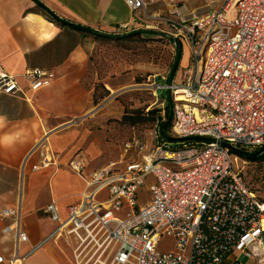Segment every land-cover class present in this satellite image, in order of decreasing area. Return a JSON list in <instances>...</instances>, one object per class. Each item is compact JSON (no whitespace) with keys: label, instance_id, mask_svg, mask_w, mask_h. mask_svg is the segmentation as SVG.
<instances>
[{"label":"built area","instance_id":"1","mask_svg":"<svg viewBox=\"0 0 264 264\" xmlns=\"http://www.w3.org/2000/svg\"><path fill=\"white\" fill-rule=\"evenodd\" d=\"M123 1L136 25H164L189 51L179 81L151 84L156 98L172 92L171 131L179 144L161 138L156 126L155 144L138 136L123 143L122 168L111 164L85 173V162L72 159L68 166L86 189L65 219L55 202L45 207L57 227L34 250L71 238L72 264H264V203L245 183L247 161L240 155L264 149V0H209L204 14L188 12L180 0ZM161 2L164 9L154 7ZM23 77L32 93L56 79L42 69H28ZM0 93L25 96L3 72ZM44 145L21 163L16 206L0 212L13 219L17 237L10 264L27 258L18 254L29 241L22 230L25 178L28 170L52 165L48 158L31 165ZM147 178L153 181L149 200L139 204ZM165 237L174 240L173 250H160Z\"/></svg>","mask_w":264,"mask_h":264},{"label":"crops","instance_id":"2","mask_svg":"<svg viewBox=\"0 0 264 264\" xmlns=\"http://www.w3.org/2000/svg\"><path fill=\"white\" fill-rule=\"evenodd\" d=\"M38 1L58 17L94 32L116 33L117 26H128L131 20L139 30L123 0ZM51 19L33 0H0V72L14 77L25 91V96H8L12 99L0 93L6 96L5 105H0V169L9 170L14 177L9 188L0 189V212L16 206L19 168L43 138L46 144L34 154L31 165L43 158L52 160L49 169L26 173L22 230L29 241L18 249L20 256L27 257L23 264L73 263L71 238L50 241L34 250L57 227L43 213L45 207L55 202L65 219L67 207L79 203L86 189L68 163L75 158L83 160L87 173L111 164L122 168L127 159L122 146L108 143L103 128L99 129L116 105L96 111L92 91L83 84L97 41L83 30L58 26ZM180 65H189V55ZM28 69L53 71L56 79L49 87L32 93L23 77ZM107 87L115 92L124 86L111 82ZM67 137L69 142H60ZM16 238L13 219L0 216L1 264H10Z\"/></svg>","mask_w":264,"mask_h":264},{"label":"rangeland","instance_id":"3","mask_svg":"<svg viewBox=\"0 0 264 264\" xmlns=\"http://www.w3.org/2000/svg\"><path fill=\"white\" fill-rule=\"evenodd\" d=\"M180 1V7H185L188 12H194L196 14H204L207 11V4L209 2V0ZM154 7H159L161 9L165 8L162 2ZM152 11L154 10H151V12ZM149 26L152 28L139 27V30L165 33V40H150L147 42L135 40L131 43L120 45L109 41H100L99 46L94 51L92 62L83 79V84L88 90H93L94 85L97 84L105 85L110 91L107 85L111 82L124 86L118 89V91H110L109 96L96 106V111L103 112V110L111 104L116 105V107L112 108V116L108 118L103 127L99 128H103L102 130H104L106 134V141L108 143H115L118 146H122L126 140H129L133 136L144 134V136H141V138H144L142 139L144 142H152V144H155L157 135L151 132L154 130L153 126L132 128L121 123L126 107H128V109H146V111H149L153 108L164 110L166 106H168L167 90L159 93L156 98L153 95L151 84L154 81L158 84L167 83L171 68L175 61L176 49L171 43H167L170 36L168 35L169 30L166 26L161 25L156 27V23H150ZM134 27L137 26H134L131 20L128 26H117L115 31L116 33H122L127 29L130 31L135 30L136 28ZM123 47H131V49L126 50ZM187 55H189V52L186 45H184L182 49V63H184ZM183 68L184 67L179 65L174 81H179ZM102 92L103 89L100 88L99 94ZM4 97L6 98V96L0 94V105H5ZM7 98L12 99L8 96ZM163 117L165 116L163 115ZM79 124L80 123H71L70 125L77 126ZM167 136L176 138L171 128L167 132ZM70 140L71 138L67 137L63 138L60 142L65 143ZM40 142L46 144V138H43ZM168 142L172 143L173 146L179 144L177 141ZM244 167L246 180L249 183L250 189H252L259 199H264V164L255 165L246 163ZM13 178V174L10 173L9 170L1 171L0 169V189L9 188ZM152 182L151 178L146 179V186L142 188L138 197L139 204H144L149 200L148 188ZM15 194L17 197V193ZM65 202L66 201H62L61 204ZM174 247L175 242L170 238L165 237L160 243V250L163 252L173 250Z\"/></svg>","mask_w":264,"mask_h":264},{"label":"trees","instance_id":"4","mask_svg":"<svg viewBox=\"0 0 264 264\" xmlns=\"http://www.w3.org/2000/svg\"><path fill=\"white\" fill-rule=\"evenodd\" d=\"M51 21L54 24L61 26V24L58 23L57 21H54L52 19H51ZM136 31L137 30H132V31H129L127 33L126 32L111 33V35H115V36L128 35L129 34L128 36H125L123 38L98 37L94 31H85V32L94 36V39L97 41L98 46L100 44V41H107V42L109 41V42H113V43L120 45V44L131 43L135 40H140L143 42H147L150 40H165L164 39L165 36H162L161 33L159 35H155L154 34L155 31H151L150 33H147V34H137V33H135ZM167 43L170 44L169 41H167ZM123 48L126 50L131 49V47H123ZM182 49H183V46H182ZM93 54L89 58L88 68L92 62ZM100 88L103 89V92L99 94ZM89 91H92L94 106L99 105L100 102L102 100H104L106 97H108L110 94V91L105 87V85H97L96 84V85H94L93 90H89ZM163 111H164V114H163ZM163 115L166 118L163 117ZM168 117H169L168 106H166V108L164 110L158 109V108H153V109H150L149 111H146V109H128V107H126L124 114L122 116V119H121V123L123 125L129 126L132 128H139V127L142 128V127H152V126L154 128H156V126L160 127L161 125L165 124ZM170 128H171V124L168 126H165L164 133L166 135H167V132L169 131ZM137 136L138 135H135L132 138H130L129 140H132L134 137H137ZM161 138H163V137H161ZM129 140H126V141H129ZM240 155L244 160L247 161L248 164H255V165H263L264 164V149H259L257 151L252 152V153H249V154L241 152ZM243 179H244L245 183L249 186V183L246 180L245 170L243 172ZM260 200L264 203V199H260Z\"/></svg>","mask_w":264,"mask_h":264},{"label":"water","instance_id":"5","mask_svg":"<svg viewBox=\"0 0 264 264\" xmlns=\"http://www.w3.org/2000/svg\"><path fill=\"white\" fill-rule=\"evenodd\" d=\"M42 10H44L52 19H54L55 21H57L58 23L71 27V28H76L79 30H83V31H92L91 29L84 27V26H80L74 23H71L65 19H62L60 17H58L54 12H52L48 7H46L44 4H42L40 1L38 0H33ZM151 31L148 30H137L135 33L137 34H147L150 33ZM95 34L98 37H109V38H123L125 36L128 35H119V36H115V35H111V34H107V33H101V32H95ZM155 35H159V32H154ZM162 36H166L165 33H161ZM168 41L175 47L176 49V56H175V61L173 63V66L171 68L170 74H169V78L167 81V85L171 86L174 82L175 76L178 72V68L181 62V58H182V46L180 44V42L178 40H176L173 37H169ZM167 99H168V109H169V117L167 119V121L165 122V124L161 125L159 127V132L162 135V137H164L166 140L168 141H180V139L177 138H171L168 137L165 133H164V128L165 126H168L171 124L172 119H173V114H174V107H173V99H172V92L168 89L167 90Z\"/></svg>","mask_w":264,"mask_h":264},{"label":"bare ground","instance_id":"6","mask_svg":"<svg viewBox=\"0 0 264 264\" xmlns=\"http://www.w3.org/2000/svg\"><path fill=\"white\" fill-rule=\"evenodd\" d=\"M179 93H181V92H179ZM183 100H184V98L181 96H178V98L176 99V101H183Z\"/></svg>","mask_w":264,"mask_h":264}]
</instances>
